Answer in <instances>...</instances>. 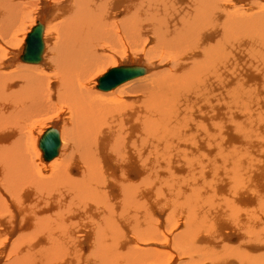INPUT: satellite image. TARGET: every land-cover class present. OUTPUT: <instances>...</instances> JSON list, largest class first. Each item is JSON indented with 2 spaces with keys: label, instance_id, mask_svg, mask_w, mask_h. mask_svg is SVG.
I'll return each instance as SVG.
<instances>
[{
  "label": "bare ground",
  "instance_id": "1",
  "mask_svg": "<svg viewBox=\"0 0 264 264\" xmlns=\"http://www.w3.org/2000/svg\"><path fill=\"white\" fill-rule=\"evenodd\" d=\"M0 264H264V0H0Z\"/></svg>",
  "mask_w": 264,
  "mask_h": 264
},
{
  "label": "rangeland",
  "instance_id": "2",
  "mask_svg": "<svg viewBox=\"0 0 264 264\" xmlns=\"http://www.w3.org/2000/svg\"><path fill=\"white\" fill-rule=\"evenodd\" d=\"M29 1H31V0H29ZM35 1V0H34ZM31 3H33V1L31 2ZM30 3V4H31ZM27 4V3H26ZM29 4V3H28ZM240 6H242V8H246L247 10H249L248 8L249 7H244V5H240ZM27 8V7H26ZM25 8V11H26V14L22 17V21H21V24L19 25V27H18V39H21L20 41H23V44H24V40H25V37H26V35L30 32V30H31V28L34 26V24H35V22H36V20L39 18V16H38V11L34 8V7H32V8H30V9H26ZM255 9H256V12L258 11H260L261 12V10L262 9H260L259 10V8L257 7H255L254 8V11H255ZM250 11V10H249ZM57 21V22H56ZM43 24H44V27H45V29H44V38L45 37H47L49 40H48V45L50 46V44H51V42L53 41L52 40V28H51V25H54V24H56V23H59V21L58 20H54L53 22H51V23H46V22H43V21H41ZM22 45V44H21ZM23 46V45H22ZM20 48V47H19ZM19 48H17V49H15V47H11V50L12 51H14L16 54H14V58H15V60H16V58H17V56H18V50H19ZM49 48V47H48ZM20 51V50H19ZM22 52V51H21ZM21 54V53H20ZM7 55H9V54H7ZM20 57V56H19ZM43 57V56H42ZM119 60V62H115L116 64H114L116 67H118V66H130V65H128V64H130V63H132V62H128L127 60H122V58L121 59H118ZM143 60H144V58H143ZM142 60V61H143ZM134 61V60H133ZM17 62H18V64L20 63V64H26V63H23V62H21L20 61V59L18 58V60H17ZM43 63H44V61H43ZM146 63V61L144 60L143 62H141V67L143 66V67H146L147 68V70L149 69V67H148V65L147 64H145ZM145 64V65H144ZM27 65H29V64H27ZM114 65H112V62H110V63H108L107 65H104L105 67H103V69L105 70L103 73H100V74H98L97 73V75L95 76V78H94V81H95V87L93 88L94 90H95V92L96 93H100V94H104V92H100V91H98L96 88H97V80L99 79V78H101L104 74H106V72L108 71V70H110V69H112V68H115V66ZM132 65H138L139 66V63H132ZM39 66H41V63L40 64H38L37 65V67H39ZM148 71H150V70H148ZM146 76H144V78H145ZM143 78V77H142ZM131 82H129L128 83V85H126V83L124 84V85H126V87L124 86V85H122V86H119V88H117V89H114L115 90V92H114V94L116 93V92H118V89H120L119 91L121 92V89H123L124 91L123 92H125V90H126V88H128L129 89V87L131 88V86H132V83L130 84ZM130 85V86H129ZM121 87V88H120ZM122 87H124V88H122ZM113 90V91H114ZM113 91H110V92H107V94H109V93H113ZM119 93V92H118ZM106 94V93H105ZM114 94H111L112 96L114 95ZM116 95H118V94H116ZM115 95V96H116ZM111 96H109V98H110ZM114 97V96H113ZM66 116L67 115H65V118H66ZM52 121V120H51ZM49 121V119H40V121H37L38 122V125H37V127H36V129H35V134H34V136L32 137V139L35 141L36 140V138H37V141H36V146H35V152L37 153H41V151H40V149H39V146H38V143H39V139H40V137H41V135H42V133L46 130V129H49V128H51V126H53V123L55 122V121ZM36 122V123H37ZM69 127H70V124H69ZM54 128H56L58 131H59V133H60V139H61V146H60V150H59V152L61 153L62 152V154L63 153H65L66 152V150H65V140H66V135H64L65 133L67 134L68 132H65L64 131V129H63V127H62V124L60 123L57 127H54ZM69 129V128H68ZM69 131V130H68ZM37 136V137H36ZM64 143V144H63ZM65 152H64V151ZM60 153H59V155L55 158V159H57L59 156H60ZM42 154V153H41ZM42 156V155H41ZM40 156V158H39V161H40V163H42V164H44V165H47V167L48 168H53V164H52V162L55 160H52L51 162H49V163H46V162H44L43 161V158ZM50 163H51V165H50ZM56 163V162H55ZM55 165V164H54ZM232 238H234L235 240H236V237H232ZM232 244H235V243H237V240L235 241V242H231Z\"/></svg>",
  "mask_w": 264,
  "mask_h": 264
},
{
  "label": "water",
  "instance_id": "3",
  "mask_svg": "<svg viewBox=\"0 0 264 264\" xmlns=\"http://www.w3.org/2000/svg\"><path fill=\"white\" fill-rule=\"evenodd\" d=\"M41 24L38 23L33 27L31 33L28 36L27 44H25L24 56L22 60L24 62L38 63L40 62L41 53ZM32 44V45H30ZM129 68H116L114 71L108 72L102 79L99 80L98 89L105 91L113 88L116 84L123 81L131 79L133 70H128ZM132 75V76H131ZM131 77V78H130ZM110 79V81H108ZM114 81V84L111 81ZM117 82V83H116ZM116 83V84H115ZM41 151L43 152L44 160H51L57 155L59 141L58 132L53 130L47 135H44L40 142Z\"/></svg>",
  "mask_w": 264,
  "mask_h": 264
}]
</instances>
